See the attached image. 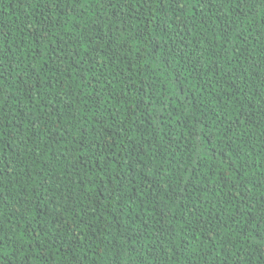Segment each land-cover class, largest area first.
<instances>
[{
    "label": "trees",
    "instance_id": "obj_1",
    "mask_svg": "<svg viewBox=\"0 0 264 264\" xmlns=\"http://www.w3.org/2000/svg\"><path fill=\"white\" fill-rule=\"evenodd\" d=\"M0 72V264H264V0H0Z\"/></svg>",
    "mask_w": 264,
    "mask_h": 264
},
{
    "label": "snow or ice",
    "instance_id": "obj_2",
    "mask_svg": "<svg viewBox=\"0 0 264 264\" xmlns=\"http://www.w3.org/2000/svg\"><path fill=\"white\" fill-rule=\"evenodd\" d=\"M127 2H128V0H125V3H127ZM145 2H147V0H145ZM168 2L170 3L171 0H168ZM122 10H124V9H122ZM2 78H3V72H0V83H2ZM66 158H67V157H65V159H66ZM49 163H51V161H49ZM53 167H54V165H53ZM81 219H83V217H81ZM60 222H61V221H59V220H56V221H55L56 225H59ZM2 242H3V236H0V243H2Z\"/></svg>",
    "mask_w": 264,
    "mask_h": 264
}]
</instances>
